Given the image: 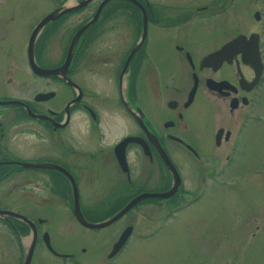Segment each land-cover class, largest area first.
<instances>
[{
    "label": "flooded vegetation",
    "instance_id": "obj_1",
    "mask_svg": "<svg viewBox=\"0 0 264 264\" xmlns=\"http://www.w3.org/2000/svg\"><path fill=\"white\" fill-rule=\"evenodd\" d=\"M100 1L59 12L70 0H52L39 16L36 23L56 14L33 48L48 75L29 66V34L27 64L47 87L33 100L17 98L35 115L9 103L8 119L18 112L36 123L31 152L8 147L0 111V264H37L41 249L75 260L55 251L51 235L67 220V204L73 212L72 179L81 209L110 212L96 221L152 193L112 221L130 213L112 245L126 227L131 232L108 259L133 235H160L161 222L209 215L216 188L231 202L256 203L234 212L237 229L229 232L251 226L250 236L264 237V0H113L81 32L63 68L74 33ZM43 91L49 98L36 99ZM210 253L195 251L188 264Z\"/></svg>",
    "mask_w": 264,
    "mask_h": 264
},
{
    "label": "rangeland",
    "instance_id": "obj_2",
    "mask_svg": "<svg viewBox=\"0 0 264 264\" xmlns=\"http://www.w3.org/2000/svg\"><path fill=\"white\" fill-rule=\"evenodd\" d=\"M108 2L106 6L115 3L113 0ZM53 6L52 0H0V99L27 97L33 100L37 89L47 87L46 78H40L38 85L34 81L25 56L33 25L42 13ZM0 111L7 113L3 123L11 134L8 147L22 153L31 152L34 135L30 128L36 123L26 121L27 118H22L18 112L8 119L9 114L15 113L13 104L0 105ZM209 204V215L184 213L176 219L161 222L158 228L162 226V232L158 236H131L113 260L106 257L107 253L130 213L107 225L88 227L76 220L72 206L67 204V220L57 221L51 229L52 246L63 255L73 252L75 260L41 249L37 264H188V255L195 251L199 255H202L201 251L211 252L200 264H264L262 233L250 236L251 226L244 229L245 234L242 235L229 232L237 229L234 212L254 207L255 201L254 206L240 201L231 202L225 190L216 188ZM82 210L93 217L101 214L99 207H82ZM62 211L57 208L56 214H63ZM85 218L90 221L87 213ZM150 227L147 224L143 230ZM206 229L211 234L203 235L202 230Z\"/></svg>",
    "mask_w": 264,
    "mask_h": 264
},
{
    "label": "water",
    "instance_id": "obj_3",
    "mask_svg": "<svg viewBox=\"0 0 264 264\" xmlns=\"http://www.w3.org/2000/svg\"><path fill=\"white\" fill-rule=\"evenodd\" d=\"M91 0H77L74 3H69L67 2V4L62 5V8L60 9L59 12H63V11H69L73 8H77V7H81L83 5H85L86 3H88ZM109 0H101L99 5H98V9L95 12V14L88 20L86 21L81 27H79V29L74 33L71 43L69 45L68 48V52H67V58L66 60L63 62L62 67L66 68L70 62L71 59V55H72V50L74 48V45L79 37V35L81 34V32L91 23L95 22V20L98 17V14L100 12V9L108 2ZM144 14V23L146 22V15L143 11ZM56 14L53 13H48L46 16H44L40 21L37 22V24L33 27L29 40H28V44H27V53H28V62H29V66L30 68L35 71L36 73H39L41 75H48L52 69L47 68V67H42L40 65H38L36 63V61L34 60L33 57V48H34V41L36 38V35L38 33V31L43 27V25H45L47 22H49L51 19L55 18ZM50 96V93L48 91H43V92H38L35 95L36 99H41V100H45L48 99ZM0 103H22L24 104V106L27 108L28 112L32 115H35V113H33L30 108L21 100L16 99V98H11V99H0ZM167 162L173 166L172 162L167 159ZM67 175L71 177V175H69V173L67 172ZM72 178V177H71ZM72 191H73V212L76 216V218L78 219V221L83 224L84 226H88V227H100V226H104L107 225L109 223H111L112 221H114L116 218H118L121 214H123L133 203L136 199H138L139 197H144L147 196L149 194L152 193H146V194H141L139 196H137L136 198L132 199L130 202H128L125 206H123L121 209H119L115 214H113L112 216L101 220V221H89L87 220L84 215L83 212L81 210L80 204H79V200H78V190L76 187V184L74 182V180L72 179ZM172 193V190H169L168 192H165L163 195H168ZM131 232V226L126 227L120 234V236L118 237V239L114 242V244L112 245L111 250L108 253V256H112L113 254H115L120 247L123 245V243L126 241L127 237L129 236ZM30 248V247H29ZM30 251V249H29ZM28 251V252H29Z\"/></svg>",
    "mask_w": 264,
    "mask_h": 264
},
{
    "label": "trees",
    "instance_id": "obj_4",
    "mask_svg": "<svg viewBox=\"0 0 264 264\" xmlns=\"http://www.w3.org/2000/svg\"><path fill=\"white\" fill-rule=\"evenodd\" d=\"M110 3V2H109ZM108 214H110V212H108V213H106V214H103V215H98L97 217H93V216H91L90 218L92 219V220H97V219H100V218H102V217H104V216H107Z\"/></svg>",
    "mask_w": 264,
    "mask_h": 264
}]
</instances>
